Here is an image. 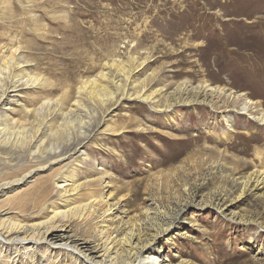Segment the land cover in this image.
<instances>
[{
  "label": "rangeland",
  "instance_id": "374dc122",
  "mask_svg": "<svg viewBox=\"0 0 264 264\" xmlns=\"http://www.w3.org/2000/svg\"><path fill=\"white\" fill-rule=\"evenodd\" d=\"M0 99L5 218L103 254L0 264H264V0H0Z\"/></svg>",
  "mask_w": 264,
  "mask_h": 264
},
{
  "label": "bare ground",
  "instance_id": "6f19581e",
  "mask_svg": "<svg viewBox=\"0 0 264 264\" xmlns=\"http://www.w3.org/2000/svg\"><path fill=\"white\" fill-rule=\"evenodd\" d=\"M0 101H1V99H0ZM5 129L6 128H2V127L0 128V141H1V143L4 142V143H7V144L10 143L12 145H19V147L20 146L21 147H25L28 144L27 137L26 136H21L20 137V135H18V133L14 136L13 140H9L7 138H5L6 139L5 141L1 140V138L5 134L4 133ZM38 141H40V140H38ZM31 149H33V147H31ZM42 150L45 151V149H42ZM46 150H48V149H46ZM43 153L44 152L41 151V153H39V154H41V156H42ZM36 189H37V187H36ZM3 195H4V187L2 186V184H0V197H2ZM27 195L29 196L30 194H27ZM37 195H35V196H37ZM16 199H17V206L20 205L21 208H22L24 206V204H25V201H24L25 199L23 200L22 197L19 198V199L18 198H13V199L10 200V203L12 204V202H14ZM20 206H18V207H20ZM86 207H87L86 205H82L80 207V211L78 213H76V214H78V215H82L83 213L85 214L86 213L85 212ZM0 212H1L0 215L3 214V217L0 218V246L3 245L2 241H7L8 244H10V245L16 244V243L22 244L23 242H26L27 240L28 241H32V242L33 241L34 242H40L39 244L45 243V244H47L50 247L53 246L54 248H57V249H60V250L61 249L69 250L70 254L77 255L78 257H81L82 260H87V261H90L91 263H93L95 257L99 258L100 256L102 257V255H103L102 253H99V251H100L99 249L96 250L94 248H91L89 246L90 242L88 243V242L84 241V239L83 240H81V239L78 240L77 237L75 239V236H72L70 234V230L68 229L69 226L67 227V225H62V224L60 225V224H58V222L57 223L54 222L51 225L49 224L50 226L48 228L40 229L41 231H39L37 229L38 231L36 233L38 235L36 236V233H35L36 229L30 228L32 226L27 227V226H24V225L19 224V223L10 222V221H8L7 218H5V215L7 213L5 211H3V210H0ZM98 253H99V255L97 256ZM157 262H158V260H156L155 264H158Z\"/></svg>",
  "mask_w": 264,
  "mask_h": 264
}]
</instances>
